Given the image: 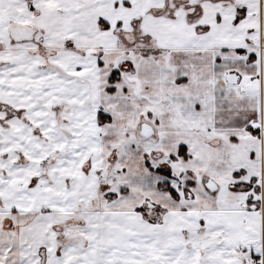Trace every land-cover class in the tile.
<instances>
[{"label": "snow or ice", "instance_id": "snow-or-ice-1", "mask_svg": "<svg viewBox=\"0 0 264 264\" xmlns=\"http://www.w3.org/2000/svg\"><path fill=\"white\" fill-rule=\"evenodd\" d=\"M0 264H264V0H0Z\"/></svg>", "mask_w": 264, "mask_h": 264}]
</instances>
